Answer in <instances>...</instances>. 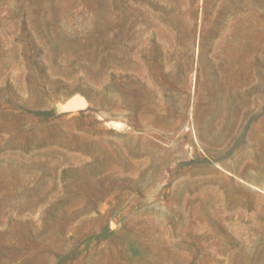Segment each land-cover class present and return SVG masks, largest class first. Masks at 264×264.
<instances>
[{
  "label": "rangeland",
  "instance_id": "obj_1",
  "mask_svg": "<svg viewBox=\"0 0 264 264\" xmlns=\"http://www.w3.org/2000/svg\"><path fill=\"white\" fill-rule=\"evenodd\" d=\"M0 264H264V0H0Z\"/></svg>",
  "mask_w": 264,
  "mask_h": 264
},
{
  "label": "bare ground",
  "instance_id": "obj_2",
  "mask_svg": "<svg viewBox=\"0 0 264 264\" xmlns=\"http://www.w3.org/2000/svg\"><path fill=\"white\" fill-rule=\"evenodd\" d=\"M109 126L113 129L121 130L125 127V125L120 121H112L108 123Z\"/></svg>",
  "mask_w": 264,
  "mask_h": 264
}]
</instances>
